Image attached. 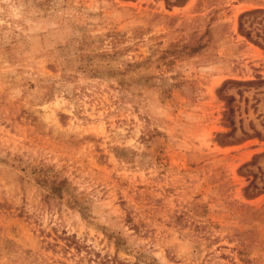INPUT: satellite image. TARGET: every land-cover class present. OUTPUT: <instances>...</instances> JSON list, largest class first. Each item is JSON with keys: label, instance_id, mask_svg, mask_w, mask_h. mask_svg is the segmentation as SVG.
<instances>
[{"label": "rangeland", "instance_id": "obj_1", "mask_svg": "<svg viewBox=\"0 0 264 264\" xmlns=\"http://www.w3.org/2000/svg\"><path fill=\"white\" fill-rule=\"evenodd\" d=\"M253 9L0 0V264H264Z\"/></svg>", "mask_w": 264, "mask_h": 264}, {"label": "trees", "instance_id": "obj_2", "mask_svg": "<svg viewBox=\"0 0 264 264\" xmlns=\"http://www.w3.org/2000/svg\"><path fill=\"white\" fill-rule=\"evenodd\" d=\"M259 13L262 14V17H260V20H256L257 15ZM251 17V19H249ZM262 19H264V9H253L246 12H243L239 15V30L245 34L248 38L252 39V33L256 38L252 39L255 43L261 45L258 38H262V41H264V37H262L261 33L259 31H254L257 27H252L251 29H247L245 27V22L248 21L249 24L253 23L254 20L257 22H261Z\"/></svg>", "mask_w": 264, "mask_h": 264}]
</instances>
